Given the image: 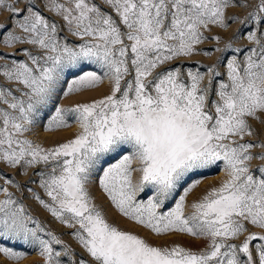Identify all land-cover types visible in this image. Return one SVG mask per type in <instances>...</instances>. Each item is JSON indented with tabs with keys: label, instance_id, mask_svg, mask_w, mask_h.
Segmentation results:
<instances>
[{
	"label": "snow or ice",
	"instance_id": "obj_1",
	"mask_svg": "<svg viewBox=\"0 0 264 264\" xmlns=\"http://www.w3.org/2000/svg\"><path fill=\"white\" fill-rule=\"evenodd\" d=\"M237 8L247 10L243 20L228 15ZM3 12L0 47L18 51L0 53V164L20 177L32 172L24 184L0 173L3 258L19 264L34 251L42 264H264V166L251 167L264 160V0H0ZM232 23L247 31L214 49L232 52L223 72V60L203 71L177 63L211 56L198 46L220 37L206 33ZM241 36L246 51L233 49ZM105 85L99 97L55 105L58 95ZM73 125L51 146L29 139L41 126ZM213 168L225 179L197 194ZM97 188L149 235L200 246L154 244L121 228L97 203ZM25 193L83 255L30 214Z\"/></svg>",
	"mask_w": 264,
	"mask_h": 264
},
{
	"label": "rangeland",
	"instance_id": "obj_2",
	"mask_svg": "<svg viewBox=\"0 0 264 264\" xmlns=\"http://www.w3.org/2000/svg\"><path fill=\"white\" fill-rule=\"evenodd\" d=\"M99 3V0H97ZM41 10L44 12V15L47 16L49 19H56L55 16L47 11H44L43 8ZM8 13L3 12L0 13V23H3L8 19ZM229 16L238 17L240 20H243L247 15L246 9H232L228 12ZM243 29V26L240 23H232L231 26L227 30L222 29H213L212 32L206 33L207 36L211 37L213 35H218L220 37V42H212L208 41L198 46V49L200 51L204 50H212L211 56H204V55H194L191 59H185L181 61H177L178 64H183L185 67H195V66H202L201 71L206 69L209 66H213L217 63V61L223 60L224 63H221L220 71L223 72L226 66V61L231 58L232 52L224 53V52H216L214 49L220 48L223 49L225 47V44H227L238 32H240ZM244 31H247V29H243ZM66 33L62 32L61 36H64ZM72 36H68V40L71 42L73 41ZM251 45L247 42L246 39L243 38V36L240 37V39L236 40V42L233 44L234 50H244L246 51ZM18 49L13 48H5L0 47V53H4L11 57L14 53H16ZM244 51L240 52V58L243 57ZM22 56H18L17 59H22ZM0 63H3V61H0ZM71 79V77H69ZM107 86L105 85L102 87L99 91L96 92H90L84 95H72L69 97H62L58 95L55 100L56 106H62V107H71L74 106L77 102H84L88 101L93 97H99L106 91ZM46 121L42 122V125L45 124ZM77 131V128L75 125L71 129H65V130H58L54 133L47 132L43 129V126L37 129L36 133L29 137V139L34 140L37 143H40L42 146H51L56 142L63 141L73 135L74 132ZM262 150L260 149H254V154L258 155L261 153ZM264 166V160L254 159L251 162V167L253 169H257L258 167ZM33 171H39V169H35ZM0 173H2L4 176L13 178L18 180L19 183L24 184L27 183L29 177L32 176V172L29 173V176L20 177L17 175V170H13L8 168L7 166L0 164ZM202 179V183L200 184L199 188L196 190L197 194L202 192L204 189L209 188L211 186H217L219 183L225 179L224 173L222 169L220 168H213L207 171L206 176ZM3 184V180H0V185ZM30 188L35 189L36 191H40L36 184H29ZM9 191H13L14 189L9 187ZM17 196H19L18 193H15ZM94 194L98 197L97 203L103 204L106 209L109 210V218L112 219L116 224H118L121 228L129 229L134 232H138L142 236H147L148 239L154 243V244H165L170 243L172 241H176L184 246L191 247L193 249H196L200 246V241H196L192 238L186 237V236H170L163 239H158L154 236L149 235L145 230L140 228L139 226H134L131 222L127 221L125 218L121 217L119 213H117L114 209L111 208L109 202L106 200V198H103L102 194L100 193L99 189H94ZM29 194L25 193V196L23 198V202L25 203L26 207L28 208L31 215H33L36 219H38L41 224L48 230L52 231L55 235L61 236V238L64 240L65 243L70 245L72 248H74L78 253L83 255L81 253L78 245L75 243V241L68 235L69 231L64 226L60 225L57 221L54 220L50 216L49 213H47L45 210L42 209L41 206L38 205L37 202L34 200L27 199V196ZM41 195H43L41 193ZM145 198L146 197H142ZM193 197L190 196L189 199L191 200ZM173 201H169L166 207H171ZM251 229V231L259 233V229L251 228L250 225H246ZM247 235V233H245ZM7 243V242H5ZM8 246H11L10 244ZM17 251H25L27 250L22 245H16ZM0 264H13L11 261H7L5 258L0 255ZM19 264H42V258L37 255L34 251L31 252L30 255H28L24 260L20 261Z\"/></svg>",
	"mask_w": 264,
	"mask_h": 264
}]
</instances>
